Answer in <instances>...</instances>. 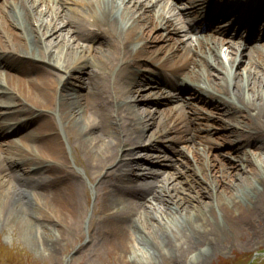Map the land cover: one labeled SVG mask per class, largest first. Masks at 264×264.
Here are the masks:
<instances>
[{
	"label": "bare ground",
	"instance_id": "obj_1",
	"mask_svg": "<svg viewBox=\"0 0 264 264\" xmlns=\"http://www.w3.org/2000/svg\"><path fill=\"white\" fill-rule=\"evenodd\" d=\"M223 4L255 12L253 0ZM193 6L184 7L189 17ZM162 14L152 0H6L0 7V43L6 49L0 50V64L30 76L26 82L11 76L7 88L0 83V120L13 123L0 121V137L16 124L15 131L22 132L18 141L0 144V216H10L11 226L17 220L14 229L40 254L57 256L78 225L85 176L104 193L105 212L121 206L97 225L119 264H137L127 258L133 242L145 250L143 260L177 264L193 250L217 255L238 247L250 225L243 248L264 242V48L251 46L238 69L243 62L236 67L234 56L222 57L218 42H182L176 25ZM158 29L163 33L156 34ZM229 45L235 52L241 42ZM24 56L38 64L16 66ZM142 61L150 64L148 72H142ZM78 72L83 76L70 86ZM195 103L209 105L226 121L214 115L213 123L202 124L199 112L210 109ZM56 104L60 125L52 115ZM212 124L229 129L217 133ZM28 125L34 127L27 131ZM65 136L82 152L75 161L84 172L69 168ZM147 137L145 149L158 152L167 171L152 168L154 153L135 158ZM217 141L230 145L227 154L205 151ZM141 159L151 163L144 184L136 186L139 179L130 173L143 166Z\"/></svg>",
	"mask_w": 264,
	"mask_h": 264
},
{
	"label": "rangeland",
	"instance_id": "obj_2",
	"mask_svg": "<svg viewBox=\"0 0 264 264\" xmlns=\"http://www.w3.org/2000/svg\"><path fill=\"white\" fill-rule=\"evenodd\" d=\"M22 66L26 69H29V66L27 65ZM32 66H35V64H32ZM77 75L78 74H75V77H77ZM70 82L73 83L74 81L70 80ZM82 87L84 89L83 83ZM195 105L198 108L208 107L207 110L210 109L209 105L203 106L204 104L202 103H195ZM139 106L145 107V103H140ZM199 114L201 123H206L207 126H209L210 123H213L210 120L214 115L215 118L220 121V123L222 121H226L224 115H221L219 112L216 114L213 113L212 108L206 113L199 112ZM216 125L212 124L211 128H213V130L217 133H221L223 131L227 132L229 129V126L226 125L225 129L219 128L218 125V128H216ZM33 127V125H28L26 130L28 131ZM151 130L148 131V135L151 134ZM21 134L22 132L19 131L12 136H14V139L18 141L20 137L19 135ZM200 134L207 136L206 132H202ZM212 136L216 137L219 135L214 133ZM212 136L210 135V137ZM3 140L5 139H0V144L4 143ZM146 141L147 140H145V142ZM66 146L68 160L71 164L70 166H72V168L77 171L83 172V168L77 164L75 166L73 163L72 158H74V150H71V147L68 145ZM229 147L230 145L217 141L216 147L210 148L209 146H206L205 151L208 154L217 155L228 152ZM181 149L184 151V153H186V155L190 156L189 152H187L183 146H181ZM139 152H151L154 153L155 156L158 155L157 152L144 149ZM77 154L82 155V152L77 150ZM189 158L192 160V156ZM154 162L158 163L156 157H154ZM142 163L143 167H146V164H144V162ZM157 167H161L162 169L165 168L164 166L159 165V163L157 164ZM22 169H26V167L22 166ZM166 169H163V171H167ZM146 171L147 170L138 168L134 172V175L142 176V174H145ZM40 175H45L48 178L51 177V174L48 172L43 173V175L41 173ZM84 181L87 185V193L84 196L85 203L81 213L80 221L77 226H74V228L69 231V239L57 256H48L37 252L34 243L30 241V239L26 237L25 234L21 233L18 228L14 229L13 226H16L18 221L15 220V223H13V226H11L8 224V221L11 219L10 216L4 214L3 216H0V264H119V260L116 258V255L107 248V245H105L102 239L103 236L98 231L97 225L106 213L114 212L115 210L120 209L121 206L115 205L113 209H111L110 206L111 210L105 212L103 210V192H99L95 188L94 183L90 182L86 176L84 177ZM174 223L176 224V222ZM254 225L256 224L254 223ZM251 226L252 225L249 226L250 231L252 230ZM250 231L244 230L241 234V237H238L236 242L238 247L234 246V249H231L228 246L224 249H221L219 251L220 254L217 255H211L207 253L197 254L196 251L193 250L187 254L184 264H264V242L258 247L250 249H246L244 247L246 250L243 248L242 242L249 239L248 237L251 236ZM144 252L145 250L134 242L131 246H127V258L131 261H135L137 264H177L172 261H167V258L161 259L158 263L155 260H143ZM139 255L140 258H138ZM190 259H192V262H194L192 263Z\"/></svg>",
	"mask_w": 264,
	"mask_h": 264
}]
</instances>
